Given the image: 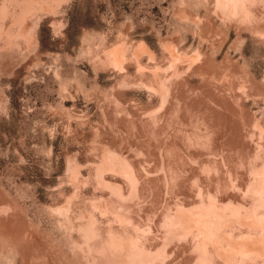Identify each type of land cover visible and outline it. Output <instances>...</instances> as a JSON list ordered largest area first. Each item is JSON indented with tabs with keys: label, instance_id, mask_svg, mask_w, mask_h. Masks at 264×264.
<instances>
[{
	"label": "rangeland",
	"instance_id": "374dc122",
	"mask_svg": "<svg viewBox=\"0 0 264 264\" xmlns=\"http://www.w3.org/2000/svg\"><path fill=\"white\" fill-rule=\"evenodd\" d=\"M0 264H264V0H0Z\"/></svg>",
	"mask_w": 264,
	"mask_h": 264
}]
</instances>
